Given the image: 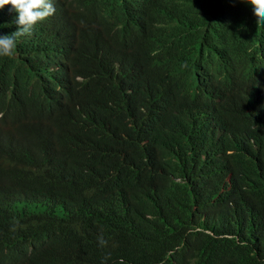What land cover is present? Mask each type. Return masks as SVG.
<instances>
[{
    "label": "trees",
    "instance_id": "trees-1",
    "mask_svg": "<svg viewBox=\"0 0 264 264\" xmlns=\"http://www.w3.org/2000/svg\"><path fill=\"white\" fill-rule=\"evenodd\" d=\"M0 25L16 31L10 19ZM47 30L37 24L17 37L16 56L0 57V246L8 264H23L21 253L34 257L25 264H264L261 164H253L256 180L219 197L189 177L195 160L182 159V145L209 130L207 119L125 87L73 120L22 129L38 114L21 79Z\"/></svg>",
    "mask_w": 264,
    "mask_h": 264
},
{
    "label": "clouds",
    "instance_id": "clouds-1",
    "mask_svg": "<svg viewBox=\"0 0 264 264\" xmlns=\"http://www.w3.org/2000/svg\"><path fill=\"white\" fill-rule=\"evenodd\" d=\"M0 19L16 27L0 32V57L16 56L17 37L37 24L48 28L21 79L38 114L23 130L73 120L127 87L210 122L187 136L181 153L195 160L189 177L207 196L256 180L255 163L264 172V141H256L264 138V0H0ZM98 242L108 244L103 235ZM33 258L21 253L19 262ZM8 263L0 246V264Z\"/></svg>",
    "mask_w": 264,
    "mask_h": 264
}]
</instances>
